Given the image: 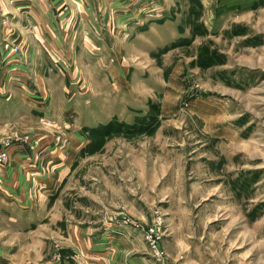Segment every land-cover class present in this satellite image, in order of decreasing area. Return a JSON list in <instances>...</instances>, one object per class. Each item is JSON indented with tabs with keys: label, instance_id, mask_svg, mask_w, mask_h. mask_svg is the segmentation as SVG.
Instances as JSON below:
<instances>
[{
	"label": "rangeland",
	"instance_id": "1",
	"mask_svg": "<svg viewBox=\"0 0 264 264\" xmlns=\"http://www.w3.org/2000/svg\"><path fill=\"white\" fill-rule=\"evenodd\" d=\"M45 2L40 20L69 39L55 46L64 72L52 62L59 75L43 84L64 101L79 91L80 126L55 95L20 131L24 103L13 105L0 149L46 131L79 163L58 218L40 205L36 235L0 233V264H264V0ZM66 20L80 25L58 28ZM14 32L0 42L11 92L28 69ZM7 223L14 233L27 220ZM66 223L87 236L64 235Z\"/></svg>",
	"mask_w": 264,
	"mask_h": 264
},
{
	"label": "crops",
	"instance_id": "2",
	"mask_svg": "<svg viewBox=\"0 0 264 264\" xmlns=\"http://www.w3.org/2000/svg\"><path fill=\"white\" fill-rule=\"evenodd\" d=\"M61 2L63 0H56L57 5H61L60 7L62 8ZM46 5L49 7L50 3L45 2V0H0V42L7 39L6 28L16 30L14 32L17 36L15 41L8 40L11 41L10 43H19L21 46L20 54H16L18 58L16 64L20 69L22 67L28 69L27 72H25L26 70L24 71L25 73H19L18 79L24 82L25 86H23L25 89L31 91L30 96H26L27 94H24L26 90H21L19 86V91L14 88L13 92L5 86L6 84L0 86V123L3 122L6 125L18 122L17 129L20 131L24 124L22 122L28 117L31 119L38 118V110H42L41 113L48 116V112L45 110L46 104L42 100L50 102L49 100L52 98L54 102L53 98L55 95V98H57L55 105L60 109L58 112V114L60 113L59 116L68 108L69 113L65 115V119L74 127L78 128L80 126L74 125L79 123L78 116H82L79 112L80 107L76 98L79 91L70 88L68 91L71 92V95L64 101L59 99L53 85L45 87L43 84L42 77L45 79L59 75L56 71L52 73L48 71L49 68L47 67L51 66L52 62H57L58 66L61 67L60 73L64 72L66 68L65 62L68 57L62 54L59 48L56 52L55 46L61 47L62 43H66V40H63V36L69 39L68 33L65 35L61 33V36L55 38L51 32L52 23L45 19L40 20L42 16L44 17ZM37 18L39 19L37 20ZM78 22L71 24L67 20L64 22L59 21L57 26L58 28H61V26L66 28L69 25H80ZM8 52V49L2 50L0 47V56L2 58H5ZM69 57L71 60L72 56L69 55ZM35 61H37L36 65ZM58 61L63 64L58 63ZM58 90L63 95L67 92L61 83H59ZM8 94L11 96H8ZM19 104H22L24 110H20L19 114L15 115L17 119L15 122L7 123L5 121L7 119L6 116H9L7 109L11 111L13 105L17 106ZM32 109L34 110L32 111ZM76 109L77 112H75ZM32 128L36 129V126H32ZM72 137H75V135H72ZM1 149L6 152V158L0 164V221L8 222L7 224L11 226H13V223L15 226L21 219L27 220V223L22 228L17 229L14 227V233L11 232L12 229L10 228H5L4 230L0 228V233L12 236L24 231L30 236L36 235L38 232L37 228L40 226L36 221L38 220V206L47 207L46 214L49 216V220L52 217L53 219L54 217H59V215L55 216L58 210L56 211L54 206L57 205L58 200L66 198L67 193L64 189L66 185H69L73 167L79 163L77 159L79 157L78 150L75 148L62 150L55 148L52 136L48 132H37L36 130L30 132L29 138L25 142L16 143ZM61 211L60 216L63 213V209ZM71 231H76L79 234L84 232H81L79 225L77 229H72L67 223L63 225L62 233L64 235L66 233L69 237ZM82 235L87 236V232L85 231ZM42 263L44 264L45 262Z\"/></svg>",
	"mask_w": 264,
	"mask_h": 264
},
{
	"label": "built area",
	"instance_id": "3",
	"mask_svg": "<svg viewBox=\"0 0 264 264\" xmlns=\"http://www.w3.org/2000/svg\"><path fill=\"white\" fill-rule=\"evenodd\" d=\"M9 50L11 51V52H16L17 51V47H16V45H10L9 46ZM5 158H6V152L3 150V149H0V163L1 162H3L4 160H5ZM148 231H151V230H148ZM147 235H149V233L148 232H145Z\"/></svg>",
	"mask_w": 264,
	"mask_h": 264
}]
</instances>
